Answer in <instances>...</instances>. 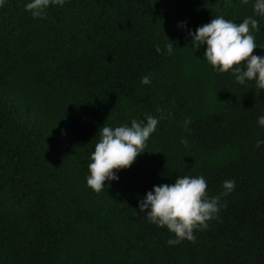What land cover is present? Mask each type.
<instances>
[{
    "label": "trees",
    "instance_id": "16d2710c",
    "mask_svg": "<svg viewBox=\"0 0 264 264\" xmlns=\"http://www.w3.org/2000/svg\"><path fill=\"white\" fill-rule=\"evenodd\" d=\"M26 2L0 6V264H264V91L216 73L187 36L241 22L252 0H66L43 19ZM145 114L158 119L145 151L91 190L99 129ZM177 175H203L210 196L235 187L194 242L168 245L138 200Z\"/></svg>",
    "mask_w": 264,
    "mask_h": 264
},
{
    "label": "clouds",
    "instance_id": "9594fccd",
    "mask_svg": "<svg viewBox=\"0 0 264 264\" xmlns=\"http://www.w3.org/2000/svg\"><path fill=\"white\" fill-rule=\"evenodd\" d=\"M4 2L0 0V6ZM65 2L27 0L24 9L33 19H43L50 6L63 7ZM242 2L247 4L249 0ZM251 7L253 15L244 17L239 23L217 15L209 22L197 26L194 32L189 28L187 36L190 37L193 49L205 46L203 59L216 73H229L235 83L246 85L252 82L255 88L264 91V54L253 52L258 47L264 50L254 36L259 31L257 17H264V0H252ZM177 27H186V22H178ZM154 47L157 53L161 51L159 44ZM164 49L171 55L173 42L166 43ZM140 82L150 84V75L143 76ZM256 123L264 127V113L257 117ZM157 124L155 116L145 114L141 120L131 119L129 123L101 127L99 139L89 155L86 185L100 192L111 181L118 180L117 172L129 167L137 155L145 151L146 141L156 130ZM189 124L190 118H186L183 127L188 129ZM180 143L186 146L188 141L181 138ZM261 144H264V140L257 139L256 147L259 148ZM221 186L223 191L219 195L210 196L203 175H177L173 183L153 185L151 190L146 191L138 200V209L149 223L166 227L174 234L175 238L170 237L166 241L168 245H178L185 239L194 242V232L206 229L207 222L217 219L220 209L226 206V202H221V197L233 191L235 180L225 179Z\"/></svg>",
    "mask_w": 264,
    "mask_h": 264
}]
</instances>
